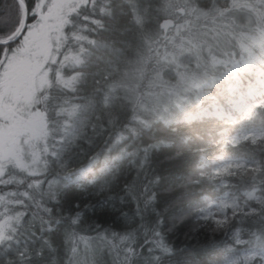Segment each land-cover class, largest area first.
<instances>
[{
	"label": "trees",
	"instance_id": "1",
	"mask_svg": "<svg viewBox=\"0 0 264 264\" xmlns=\"http://www.w3.org/2000/svg\"><path fill=\"white\" fill-rule=\"evenodd\" d=\"M200 3L223 8L226 0ZM163 6L164 0H87L67 14L62 48L74 52L82 43L88 50L76 93L79 133L64 146V137H58L54 157L49 155L53 146L46 152L41 143L36 171L14 164L0 177V221L7 218L0 226L10 223L16 229H9L12 239L0 249V258L11 255L15 264H82L84 249L95 247L89 264H114V253L97 246L98 232L107 230L109 236L118 233L117 242L128 237L121 247L135 249L133 264H225L235 229H241L242 239H249V232L259 238L258 230H264V48L253 46L246 63L220 67L214 82L201 88L179 79L178 71H204L188 57L178 70L165 69L158 78L163 66L155 60L144 64L141 55H147L144 38L156 37L162 15L157 9ZM16 7L15 0L0 2V38L16 23ZM137 12L143 26L135 22ZM229 23L235 47L225 51L240 60L241 34L264 30V17L242 7ZM74 34L88 39L76 41ZM212 35L208 32L209 42ZM3 47L0 43V62ZM59 59L49 66L53 81L57 71L79 70L69 63L61 67ZM215 205L231 222L228 230L214 232L213 220L205 219V208ZM78 213L80 223L73 226ZM160 240L170 253L157 247ZM142 246L152 251L141 253ZM245 247L252 250L255 244Z\"/></svg>",
	"mask_w": 264,
	"mask_h": 264
},
{
	"label": "snow or ice",
	"instance_id": "2",
	"mask_svg": "<svg viewBox=\"0 0 264 264\" xmlns=\"http://www.w3.org/2000/svg\"><path fill=\"white\" fill-rule=\"evenodd\" d=\"M22 2L25 4L26 10L30 12L35 0H15L17 24L19 23V5ZM84 2L87 3V0ZM94 2L95 0H93ZM213 4H215V0H213ZM242 7L264 17V0H226L223 8H205L201 5L200 0H164L163 8L157 9V12L162 15L157 17L156 37L146 36L144 38L147 55H141V62L147 64L149 61L155 60L156 64L162 65L163 68L157 73V77L162 78L165 69L169 72L173 69L178 70L183 58L194 59L198 67L203 66L204 71L201 74L178 71L180 81L192 88H201L205 84L214 82L215 71L229 63L234 69H238L241 64L246 63L244 56L250 52L253 46L259 45L264 48V30H258L253 35L241 34L243 38L239 44L240 60H232L233 54L225 51L228 47H235L232 41L235 39L236 33L229 20ZM7 15H11V12ZM3 19L4 16L0 15V20ZM134 19L137 25L143 26L142 15L137 12ZM201 28L206 31H201ZM208 32L213 33L212 42L206 38ZM72 38L76 41L88 39L86 36L75 34ZM88 42L95 43L91 40ZM205 49H207L206 57L203 55ZM87 51V48L81 43L77 51L64 58L66 62H70L74 66V69H79L72 71L70 75H65L64 71H57L53 81L51 78L52 69H49L40 77L39 87L29 93L22 95L15 91H7L0 95V177L6 175L8 169L14 164H19L25 159L26 147L34 149L42 143L45 146L44 151L47 152L48 146L51 145L53 150L49 155L54 157L57 154L55 145L58 137H64L62 144L64 146L71 142V138L78 135L77 117L81 105L76 93L84 74L83 69L87 64ZM51 62L56 64L57 61L52 59ZM64 66L61 65V67ZM54 84H58L59 87H54ZM232 207L237 206L233 204ZM80 219L81 214L78 213L72 218V225H78ZM205 219H209V217L206 216ZM261 219L264 220V217ZM213 223L212 230L214 232L228 230L231 226L226 215L222 219H214ZM9 229L16 230L10 223L0 226V249L4 248L6 241L12 239L8 234ZM258 231V239L254 232H249V239H242L241 229H235L232 233L233 246L226 248L225 264H264V230ZM117 236L116 232L109 236L107 230L98 232L99 243L97 246L108 247L114 253V264H133V261L137 259L135 249L132 247L122 248L121 245L128 237L121 236L117 242ZM80 239L96 238L81 236ZM156 243L164 253L171 252L163 240ZM251 244H255L254 249L249 250L245 247V245ZM95 250V247L84 249L82 264H89L88 254L90 251L94 253ZM72 251L74 253L77 251L75 243ZM140 251L141 253L151 252L152 249L142 246ZM121 252L126 255L121 256ZM17 255L21 259L24 258L23 252L17 253ZM38 255L42 256L43 253H38ZM27 258L31 259L30 256ZM0 259L3 264H15V258L11 255H5ZM154 259L159 260L160 257L157 255Z\"/></svg>",
	"mask_w": 264,
	"mask_h": 264
},
{
	"label": "rangeland",
	"instance_id": "3",
	"mask_svg": "<svg viewBox=\"0 0 264 264\" xmlns=\"http://www.w3.org/2000/svg\"><path fill=\"white\" fill-rule=\"evenodd\" d=\"M84 0H36L33 11H27L31 15L30 21H25V27L20 35L13 38L21 27L23 10L20 3L19 23H15L7 34L0 38L4 44L0 62V95L7 91H15L18 94H27L40 85V77L49 70L52 59L59 56L60 65L71 64L65 61V57L72 54L67 48H62L64 37L63 27L67 14L78 3ZM13 7L9 12L12 13ZM12 18L8 24L11 25ZM7 44H9V49ZM42 144L33 148H25V159L16 164L29 171H36L40 158ZM222 165L220 169H225ZM1 202V198H0ZM205 217L210 220L223 218L218 206H207L204 210ZM7 218H2L3 224Z\"/></svg>",
	"mask_w": 264,
	"mask_h": 264
},
{
	"label": "water",
	"instance_id": "4",
	"mask_svg": "<svg viewBox=\"0 0 264 264\" xmlns=\"http://www.w3.org/2000/svg\"><path fill=\"white\" fill-rule=\"evenodd\" d=\"M22 5V10H23V19H22V23H21V27L19 28L18 32L16 33V35L13 38H16L18 35L21 34V32L23 31L24 27H25V21H26V16H27V10L25 8L24 3H21ZM4 43L6 41H0V43Z\"/></svg>",
	"mask_w": 264,
	"mask_h": 264
}]
</instances>
